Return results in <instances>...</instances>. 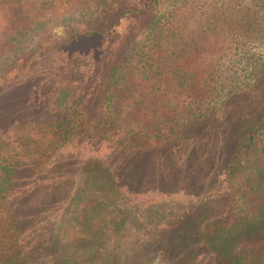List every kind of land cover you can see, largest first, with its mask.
Here are the masks:
<instances>
[{"label": "trees", "instance_id": "1", "mask_svg": "<svg viewBox=\"0 0 264 264\" xmlns=\"http://www.w3.org/2000/svg\"><path fill=\"white\" fill-rule=\"evenodd\" d=\"M64 25V41L48 38ZM254 47H264V0H0V264H148L156 254L264 264V54ZM227 115L235 154L216 193L175 209L136 260L122 262L114 231L77 235L37 222L46 202L25 217L11 202L22 172L41 171L72 139L170 151ZM223 184L237 192L227 198ZM29 225L39 240L26 251L18 238Z\"/></svg>", "mask_w": 264, "mask_h": 264}, {"label": "rangeland", "instance_id": "2", "mask_svg": "<svg viewBox=\"0 0 264 264\" xmlns=\"http://www.w3.org/2000/svg\"><path fill=\"white\" fill-rule=\"evenodd\" d=\"M67 27H56L48 38L64 41L71 30ZM6 72L7 69H3L0 78ZM259 103L264 104V93ZM227 117L221 122L211 120L194 131L189 130L191 133L186 138L191 141L170 151H126L92 138L72 139L41 171L22 172L15 183L11 202L23 217L33 206L46 202L37 222L54 218L52 222L57 220L61 229L73 230L77 235L114 231L122 262L136 260L149 240L159 235L160 224L175 209L190 210L198 201V192L210 194L211 198L216 193L213 190L215 179L235 154L230 135L233 131L225 132L227 125L223 123ZM244 119L249 118L239 119L232 127L236 129ZM135 166L140 173L133 170ZM223 186L226 187L223 189ZM223 186L219 192L227 198L237 192L230 184ZM118 216L124 220L117 223L116 228L111 220L115 222L120 219ZM28 224L32 225L29 219ZM30 225L18 238L26 251L39 240L37 235L33 236L34 228L30 231L36 226ZM199 261L208 264L209 259L202 254ZM148 264L169 262L156 254Z\"/></svg>", "mask_w": 264, "mask_h": 264}, {"label": "clouds", "instance_id": "3", "mask_svg": "<svg viewBox=\"0 0 264 264\" xmlns=\"http://www.w3.org/2000/svg\"><path fill=\"white\" fill-rule=\"evenodd\" d=\"M252 52L258 54H264V47H254L252 48Z\"/></svg>", "mask_w": 264, "mask_h": 264}]
</instances>
